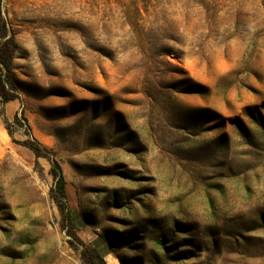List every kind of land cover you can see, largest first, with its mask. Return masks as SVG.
Wrapping results in <instances>:
<instances>
[{
    "label": "rangeland",
    "instance_id": "374dc122",
    "mask_svg": "<svg viewBox=\"0 0 264 264\" xmlns=\"http://www.w3.org/2000/svg\"><path fill=\"white\" fill-rule=\"evenodd\" d=\"M0 55V264H264V0H0Z\"/></svg>",
    "mask_w": 264,
    "mask_h": 264
},
{
    "label": "trees",
    "instance_id": "16d2710c",
    "mask_svg": "<svg viewBox=\"0 0 264 264\" xmlns=\"http://www.w3.org/2000/svg\"><path fill=\"white\" fill-rule=\"evenodd\" d=\"M0 63H1L0 68H4L5 70L10 69L9 56L7 58L4 55H0ZM3 100L7 101L8 99L5 98ZM57 185H58V189H59L60 200L63 203H66L67 197H66V192H65V188H64V180H63V177L61 174L57 175ZM67 212H68V214H70L68 210H67ZM95 252H96V259L98 261V264H105L103 256L97 250H95Z\"/></svg>",
    "mask_w": 264,
    "mask_h": 264
},
{
    "label": "bare ground",
    "instance_id": "6f19581e",
    "mask_svg": "<svg viewBox=\"0 0 264 264\" xmlns=\"http://www.w3.org/2000/svg\"><path fill=\"white\" fill-rule=\"evenodd\" d=\"M112 264H118V262L116 260H113Z\"/></svg>",
    "mask_w": 264,
    "mask_h": 264
}]
</instances>
